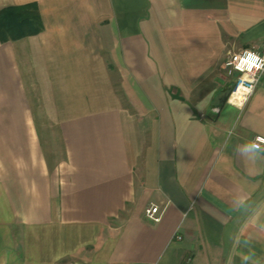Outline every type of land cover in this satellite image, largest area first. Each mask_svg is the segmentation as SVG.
Segmentation results:
<instances>
[{
  "label": "crops",
  "instance_id": "crops-1",
  "mask_svg": "<svg viewBox=\"0 0 264 264\" xmlns=\"http://www.w3.org/2000/svg\"><path fill=\"white\" fill-rule=\"evenodd\" d=\"M31 3L40 32L0 21V264H264V76L224 102L264 0L0 10Z\"/></svg>",
  "mask_w": 264,
  "mask_h": 264
},
{
  "label": "built area",
  "instance_id": "built-area-1",
  "mask_svg": "<svg viewBox=\"0 0 264 264\" xmlns=\"http://www.w3.org/2000/svg\"><path fill=\"white\" fill-rule=\"evenodd\" d=\"M225 70L231 80L232 89L227 102L237 108H244L256 91L260 79L264 76V42L260 48H245L230 52L225 59ZM256 149L264 148V136L257 135L252 143ZM163 210L156 203L145 209L146 218L154 223L160 222ZM181 239V236H178Z\"/></svg>",
  "mask_w": 264,
  "mask_h": 264
},
{
  "label": "trees",
  "instance_id": "trees-1",
  "mask_svg": "<svg viewBox=\"0 0 264 264\" xmlns=\"http://www.w3.org/2000/svg\"><path fill=\"white\" fill-rule=\"evenodd\" d=\"M0 21L5 26H26L28 34H36L43 29V24L34 3L22 6H9L0 10Z\"/></svg>",
  "mask_w": 264,
  "mask_h": 264
},
{
  "label": "water",
  "instance_id": "water-1",
  "mask_svg": "<svg viewBox=\"0 0 264 264\" xmlns=\"http://www.w3.org/2000/svg\"><path fill=\"white\" fill-rule=\"evenodd\" d=\"M232 86H233V85L231 84L230 89H229V92H230V90L232 89ZM229 92L226 94L225 99H224V102L227 101V98H228ZM175 96H176L177 98H180L179 93H177Z\"/></svg>",
  "mask_w": 264,
  "mask_h": 264
},
{
  "label": "rangeland",
  "instance_id": "rangeland-1",
  "mask_svg": "<svg viewBox=\"0 0 264 264\" xmlns=\"http://www.w3.org/2000/svg\"><path fill=\"white\" fill-rule=\"evenodd\" d=\"M229 78H230L231 80L233 79L232 77H229ZM68 261H69V260H68ZM68 261H65V260H64V264H66Z\"/></svg>",
  "mask_w": 264,
  "mask_h": 264
},
{
  "label": "clouds",
  "instance_id": "clouds-1",
  "mask_svg": "<svg viewBox=\"0 0 264 264\" xmlns=\"http://www.w3.org/2000/svg\"><path fill=\"white\" fill-rule=\"evenodd\" d=\"M248 259V257H245V260H247Z\"/></svg>",
  "mask_w": 264,
  "mask_h": 264
}]
</instances>
